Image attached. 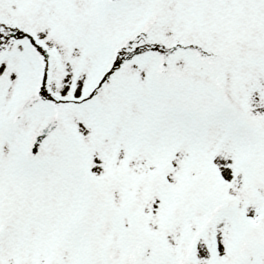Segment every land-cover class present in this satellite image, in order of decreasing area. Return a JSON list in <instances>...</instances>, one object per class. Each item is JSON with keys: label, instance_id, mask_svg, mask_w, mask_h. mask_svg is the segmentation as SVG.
Returning a JSON list of instances; mask_svg holds the SVG:
<instances>
[{"label": "snow or ice", "instance_id": "snow-or-ice-1", "mask_svg": "<svg viewBox=\"0 0 264 264\" xmlns=\"http://www.w3.org/2000/svg\"><path fill=\"white\" fill-rule=\"evenodd\" d=\"M0 264H264V0H0Z\"/></svg>", "mask_w": 264, "mask_h": 264}]
</instances>
